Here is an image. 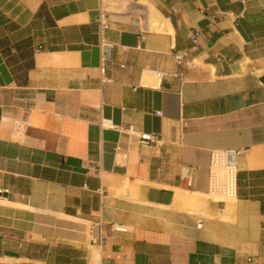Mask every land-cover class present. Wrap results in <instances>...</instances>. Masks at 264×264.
Returning a JSON list of instances; mask_svg holds the SVG:
<instances>
[{
  "label": "crops",
  "instance_id": "obj_1",
  "mask_svg": "<svg viewBox=\"0 0 264 264\" xmlns=\"http://www.w3.org/2000/svg\"><path fill=\"white\" fill-rule=\"evenodd\" d=\"M131 1L0 0V264H264V0Z\"/></svg>",
  "mask_w": 264,
  "mask_h": 264
},
{
  "label": "built area",
  "instance_id": "obj_2",
  "mask_svg": "<svg viewBox=\"0 0 264 264\" xmlns=\"http://www.w3.org/2000/svg\"><path fill=\"white\" fill-rule=\"evenodd\" d=\"M103 26L106 22L102 23ZM194 36L193 40L196 41ZM103 60H107L110 55L111 44L105 40L101 42ZM178 64H187V55L178 52L175 55ZM161 76L164 72L159 73ZM180 77L182 73L178 74ZM120 131L137 134L141 145H161L164 142L162 135L157 133H137L133 125L122 126ZM241 151L234 148L216 149L210 152L208 167V189L211 193H222L227 196L235 197L238 187V159Z\"/></svg>",
  "mask_w": 264,
  "mask_h": 264
},
{
  "label": "bare ground",
  "instance_id": "obj_3",
  "mask_svg": "<svg viewBox=\"0 0 264 264\" xmlns=\"http://www.w3.org/2000/svg\"><path fill=\"white\" fill-rule=\"evenodd\" d=\"M139 4V6L142 8V11H143V7H146V5L148 6V3H147V1L146 0H143V2H140V3H138ZM140 8V9H141ZM139 9V10H140ZM138 10V11H139ZM144 11H145V9H144ZM143 11V12H144ZM148 11V10H147ZM146 12V11H145ZM148 20H149V23H150V25L152 26V27H158L159 26V19H158V17H157V15H155V14H153L152 13V10L148 13ZM143 81H144V83H146V84H151V83H157L158 81H159V76L155 73V72H146L145 73V75H144V77H143ZM127 180H128V178H127ZM129 181H130V179H129ZM128 181V182H129ZM135 181V180H134ZM133 181V182H134ZM143 181V180H142ZM142 181H140V182H142ZM137 182V181H136ZM131 184H133V183H131ZM138 184V183H137ZM129 185V184H128ZM136 185V184H135ZM158 185V184H157ZM159 186V185H158ZM163 186V185H162ZM157 187V186H156ZM165 187V186H164ZM166 187H169V186H166ZM123 188H125L126 189V187L124 186ZM122 188V189H123ZM128 188H129V186H128ZM119 189H120V187H119ZM125 189H123V190H125ZM208 197H210V198H215V199H217V200H222V201H226V202H231V201H233L234 199H235V197H231V196H227V195H225V194H222V193H209L208 195H207ZM148 201V200H147ZM4 203V202H3ZM21 207V206H20ZM36 211V210H35ZM88 226V225H87ZM73 227V226H72ZM90 242V241H89ZM96 255V254H95Z\"/></svg>",
  "mask_w": 264,
  "mask_h": 264
},
{
  "label": "rangeland",
  "instance_id": "obj_4",
  "mask_svg": "<svg viewBox=\"0 0 264 264\" xmlns=\"http://www.w3.org/2000/svg\"><path fill=\"white\" fill-rule=\"evenodd\" d=\"M136 1H137V0H132L130 4H132V5L136 4V3H137ZM140 2H143V0H139V1H138V3H140ZM151 28H155V27H152V26H151Z\"/></svg>",
  "mask_w": 264,
  "mask_h": 264
}]
</instances>
